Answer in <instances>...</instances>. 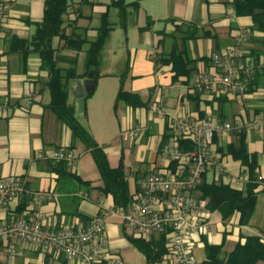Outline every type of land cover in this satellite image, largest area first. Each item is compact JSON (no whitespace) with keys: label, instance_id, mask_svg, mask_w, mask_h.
Wrapping results in <instances>:
<instances>
[{"label":"crops","instance_id":"1","mask_svg":"<svg viewBox=\"0 0 264 264\" xmlns=\"http://www.w3.org/2000/svg\"><path fill=\"white\" fill-rule=\"evenodd\" d=\"M44 9L45 0H10L5 25L0 35V105L5 107V112L0 115V180L20 179L32 192L53 193L54 201L43 207L46 214L44 220L46 226L54 229L85 227L97 217H103L107 213L111 214L114 210V199L111 195L104 194L102 190L103 182L92 154L85 151L83 144L75 139L72 130L49 107L51 100L47 87L49 74L41 69L40 55L38 53L25 55L21 43L15 39L30 40L33 37L37 30V24L44 17ZM173 12L174 15L165 20L169 18H175V20L166 22L165 30L153 31L155 24L149 31H140L144 37V44L154 49V53L149 56L150 65L145 64V59L138 57L135 53L131 66L129 64L125 73L121 75V77L126 76L125 91L138 95L142 101L139 106H132L125 102H120L117 107L115 103L114 106L118 117L122 104L126 108V114L123 115L122 121L126 128L123 139L128 136V139H124V141H131L130 147L112 146L106 148L94 128L89 127L88 129L98 143L104 147L113 167H118L121 159L124 160L130 185L131 181H134L132 193L140 179L155 173L166 172L172 167L162 154L164 145L176 135L171 118L189 116L203 120L219 117L232 122L238 117L264 120L263 67L257 70V73L260 72L259 86L248 93L244 100L240 96L231 94L206 93L195 85V79L199 74L214 73L211 56L217 52L225 53L235 47L237 36L244 29H248L252 33L247 47L257 54L264 66V34L252 32L253 19L236 16L233 0H186L184 3H177ZM87 17L89 16L83 13L81 18ZM75 18V14L70 15V19L74 20ZM149 18L153 19V17ZM185 24L192 26L193 31L200 35L199 38L187 42L189 56L196 62V69L190 78L184 76L178 82H174L172 66L156 65V59L161 54L169 52L173 44L169 38L165 44L160 42L164 39V34H172L177 26ZM81 27L90 28V37L91 34L97 35L99 26ZM204 32L209 33V36L202 37ZM60 44V38H55L54 47L59 48ZM71 52H66V57L75 55L74 52H72L73 54ZM69 62L67 60L64 65L69 67ZM144 68L148 70L146 71L148 74L154 75L158 82L150 85L133 84L131 88H127L131 72L136 70V74L134 73L131 79L138 81L144 76L142 73ZM101 76L104 74L100 71ZM100 77L98 75V79ZM88 84H90L89 77L73 81L71 92L81 95L83 91L87 90ZM97 90L95 81L93 93L87 95L86 98L79 99L94 97ZM102 106L98 104L93 108L95 118L100 116L99 120L96 119L97 129H95L97 132H99L98 128L104 129L106 125L105 119H102ZM156 107L159 108V111L155 110ZM107 109L108 106H106ZM245 131L247 132L248 149L251 153L258 154L259 173L260 177L264 178V126L259 131ZM236 134L238 132L214 139L210 150L215 157L216 165L209 169L204 181L225 182L235 189H242L245 186L249 177L247 168L241 162L234 160L232 156L220 151L221 147L225 148L236 139ZM127 149L137 153L135 156L137 162L140 158L145 160V157L149 155L150 158L147 161L150 168L142 170L128 164ZM60 150L72 151L75 156L79 151L81 157H76L75 163L69 164L68 170L76 174L82 181L89 182L88 184L60 176L57 167L60 160L53 158V154ZM112 159L117 165L113 163ZM263 189L262 185L260 190ZM25 199L29 200V198ZM25 199L7 211L1 212L0 223L11 222L23 217L32 204L30 201L29 206L20 212L19 208ZM259 204L258 198L253 217L258 215ZM213 214L215 213H212V216ZM262 218L264 219V216ZM239 223V215L228 225H225L221 220L218 223L222 227L219 231L221 241H215L210 232L209 235H206L209 242L221 244L224 235L227 234V242L232 240L236 244L242 235H251L245 234L244 230H250L249 226L252 221L248 226H240ZM213 225L215 224L213 223ZM256 226L261 228L260 231L264 236V223L257 222ZM120 229L124 231L121 220L117 217H108L109 250L119 255L123 244ZM50 257L58 259L52 254L45 253L40 247L22 246L19 256L12 259H8L3 250H0V263L9 261L16 264H47Z\"/></svg>","mask_w":264,"mask_h":264},{"label":"built area","instance_id":"2","mask_svg":"<svg viewBox=\"0 0 264 264\" xmlns=\"http://www.w3.org/2000/svg\"><path fill=\"white\" fill-rule=\"evenodd\" d=\"M9 2L0 0V35ZM250 38V31L244 29L237 36L235 47L225 53H214L211 56L214 73L199 74L195 79L196 87L206 93L231 94L244 100L257 70L264 68L261 62L249 56L247 45ZM155 110L159 111V108ZM4 112L5 107L0 105V115ZM171 123L176 135L164 145L162 154L176 167L140 179L127 210L114 209L111 214L97 217L88 226L63 229L46 226L43 207L54 201V194L32 192L20 179L0 180V213L25 198H30L32 203L23 217L0 223V250L8 259L19 256L21 247L28 246L40 247L56 257L63 256L74 264H125L119 254L109 250L107 220L108 217H117L126 232H131L134 237L149 239L166 234L168 253L160 264H198L193 249L196 243L202 242L203 236L210 234L213 225L207 202L197 194L206 173L216 165L211 145L216 137L223 138L233 132L259 131L264 120L238 117L232 122L181 116L171 118ZM124 139L127 140L128 136ZM182 140L192 142L194 148L183 151L180 147ZM53 158L69 164L76 160L74 152L69 150H60L53 154Z\"/></svg>","mask_w":264,"mask_h":264},{"label":"trees","instance_id":"3","mask_svg":"<svg viewBox=\"0 0 264 264\" xmlns=\"http://www.w3.org/2000/svg\"><path fill=\"white\" fill-rule=\"evenodd\" d=\"M142 1L144 0H133L131 2L128 0H113L110 4H105L106 10L100 15L97 36L95 40H90V28L79 26L78 20L83 15L84 7L95 5V3L90 0H82L81 5L70 12L72 0H45L44 17L37 24V30L33 37L30 40L15 38L17 42L21 43L25 55L30 53L40 55L42 59L41 69L49 74L47 81L51 96L49 107L72 130L75 139L83 144L85 151L92 154L103 182L102 190L104 194L113 197L115 210H127L133 198L124 160L121 159L118 167L111 165L104 147L81 123L76 115L75 107L69 102V98L73 81L88 78L92 71H96L100 77L99 68L102 63V56L106 44L116 28V25L110 20L111 11L118 10L121 25L125 27L128 8L132 7L139 11ZM233 8L236 16L251 17L253 19L252 32L256 31L264 34V0H233ZM71 14L76 15L74 20L70 19ZM174 20L175 18H169L165 21ZM155 24V20L148 18L147 25L141 28L140 31H149ZM207 36H209L207 32L202 34V37ZM57 37L61 41L59 48L54 47V39ZM199 37V33L193 31L192 26L185 24L177 26L172 34H164V39L160 41L165 44L169 38L173 43L169 52L161 54L156 59V65L172 66L174 82H178L184 76L190 78L195 71L196 62L189 56L187 42ZM86 45H89L88 49H85ZM71 51L75 55L66 57L65 53ZM249 51V56L260 62L257 54L253 50L249 49ZM83 52H86V71L82 73L78 71V62ZM67 60L70 61L69 67L64 65ZM259 74L260 72L256 73L249 93L259 86ZM125 79L126 76L121 77V87L116 99V107L120 102L132 106L141 105L142 101L138 95L125 91ZM217 119L225 121L219 117ZM180 147L183 151H188L192 150L194 145L190 141L182 140ZM220 151L232 156L234 160L241 162L247 168L249 177L245 186L242 189H235L225 182L204 181L197 194L207 202L211 213L220 214L225 225L230 224L239 215V225L248 226L256 212L259 194L264 191V189L260 190V187L264 186V178H261L259 173V156L257 153L249 151L246 131L236 134V139L225 148L221 147ZM68 166L67 161H60L58 164L57 167L61 177H69L83 184L89 183L82 181L76 174L71 173ZM172 166L173 169L176 167L175 164ZM30 201V198L29 200L25 199L19 211L22 212L29 206ZM126 235L129 241L145 255L147 264L162 263L168 253L166 234L149 239L129 236L127 232ZM202 242L205 245L206 259L201 264L264 263V236L262 234L242 235L227 255H224L227 234L224 235L221 244L210 243L206 235L203 236ZM57 258L68 262L63 256H57Z\"/></svg>","mask_w":264,"mask_h":264},{"label":"rangeland","instance_id":"4","mask_svg":"<svg viewBox=\"0 0 264 264\" xmlns=\"http://www.w3.org/2000/svg\"><path fill=\"white\" fill-rule=\"evenodd\" d=\"M91 2L96 3L95 5H87L83 9V13L89 16L87 18H80L78 20L79 26H100V15L106 10L105 4H110L113 0H90ZM129 2L133 0H128ZM82 0H72L70 12L75 10L81 5ZM184 3L186 0H145L142 1V8L139 11H136L132 7L128 8L125 27L121 25L120 15L118 10H112L110 20L116 25L115 30L112 32L111 38L106 44L103 56L102 64L100 65L99 70L104 74L96 81V88H98L94 97H88L87 99H79L74 93H70V104L75 106L76 115L81 121V123L89 129V127L94 128L100 141L103 143L104 147L110 148L112 146L119 147H130V142H125L123 135L125 134V124L123 121V115L126 114V108L122 104L119 117L117 116L114 106L118 96V92L121 87V75L125 73L127 66L133 62L135 58V53L138 57H143L145 59V64L150 65L151 61L149 56L154 53V49L147 47L144 44V37L140 34V27L147 25L148 18L153 17L156 20V25L153 31H161L167 28V23L164 21L168 17H172L174 14L173 9L177 3ZM201 2V1H199ZM96 34L90 35V40H95ZM89 48V45H86V49ZM72 53V52H71ZM73 54V53H72ZM85 60L86 52L81 53L80 61L78 63V71L85 72ZM128 71V70H127ZM136 71V70H135ZM132 71L130 78L128 80L129 84L127 88H131L133 84L135 85H150L154 82H158L155 79L154 75L148 74L146 68H144L143 77L139 78L138 81H132L131 77L135 73ZM136 74V73H135ZM75 88V86L73 85ZM102 106L101 112L103 113V118L105 119L106 125L104 129L98 128L96 126V119L99 120V117L95 118L94 106ZM106 106L108 109L106 110ZM105 109V111H104ZM81 113H84L81 115ZM104 121V120H103ZM96 128V129H95ZM128 131V130H127ZM126 131V132H127ZM127 162L128 164L141 168L142 170H147L150 168V164L147 161L148 156L145 157V160H136L135 152L127 149ZM152 155V154H151ZM91 156V155H89ZM76 157H81L79 151H77ZM92 158V157H90ZM78 159V158H77ZM114 159V158H113ZM112 159L115 165L116 162ZM93 160V159H92ZM75 163V162H74ZM164 173V172H163ZM134 188V181H131V189ZM259 208L258 215L253 217L252 223L249 226L250 230H244L245 234H262L260 231L261 228L256 226V223H264V193L259 195ZM261 214V216H260ZM212 222L213 225L211 231V237L215 241H221V234L219 233L222 228L220 224L221 216L218 213L213 214ZM255 224V225H253ZM121 237L123 238L122 248L120 250L121 257L125 260L126 264H147L145 255L139 251L128 239L125 230H121ZM129 236H133L131 232L127 231ZM213 240V241H214ZM235 243L232 240H228L226 247L224 249V255H227L234 247ZM194 257L198 264H201L206 259L205 245L203 242L196 243L193 249ZM47 264H74L73 262H66L63 259H53L48 258ZM259 264H264L263 262Z\"/></svg>","mask_w":264,"mask_h":264},{"label":"water","instance_id":"5","mask_svg":"<svg viewBox=\"0 0 264 264\" xmlns=\"http://www.w3.org/2000/svg\"><path fill=\"white\" fill-rule=\"evenodd\" d=\"M98 78V74L96 71H93L92 73L89 74V80L90 84L87 85V90L82 92V94L77 93L78 98H86L87 95H90L93 93L94 88H95V80Z\"/></svg>","mask_w":264,"mask_h":264}]
</instances>
